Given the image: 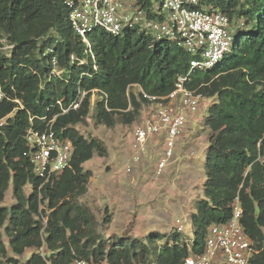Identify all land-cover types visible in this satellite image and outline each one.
<instances>
[{
  "label": "trees",
  "instance_id": "trees-1",
  "mask_svg": "<svg viewBox=\"0 0 264 264\" xmlns=\"http://www.w3.org/2000/svg\"><path fill=\"white\" fill-rule=\"evenodd\" d=\"M135 1L155 17L151 0ZM197 6L226 13L233 42L218 65L193 72L188 82L212 100L206 117L211 133L204 164L205 197L196 202L191 215L194 243L189 247L176 231L160 247L118 239L107 248L96 231L94 214L77 199L87 191L92 175L83 164L107 153L102 140L88 138L77 128L90 112V90L99 89L92 115L97 123L112 126L116 117L132 122L147 102L133 84L150 94H166L177 77L189 71L194 56L137 26L117 36L104 31L98 36L100 29L89 33L94 60L71 27L66 0H0V81L23 105L14 111L16 102L0 103V118L7 116L0 132V253L10 261L19 260L9 251L21 255L27 248L41 247L44 238L56 264H70L75 258L107 259L110 264H181L202 251L208 227L226 222L239 196L242 223L259 250L250 264H264V0H199ZM48 46L58 55L60 76H50V62L43 56ZM71 54L77 60L72 62ZM81 91L87 93L80 107L61 114L57 101L68 106ZM55 114L56 130L72 141L75 151L71 167L44 182L23 155L25 134L31 115ZM36 124L44 128L39 118ZM11 185L15 202L8 207L2 202ZM28 185L32 191L27 195ZM31 263L42 264L39 254H32Z\"/></svg>",
  "mask_w": 264,
  "mask_h": 264
},
{
  "label": "built area",
  "instance_id": "built-area-1",
  "mask_svg": "<svg viewBox=\"0 0 264 264\" xmlns=\"http://www.w3.org/2000/svg\"><path fill=\"white\" fill-rule=\"evenodd\" d=\"M159 1L156 10L153 6L150 9L155 17H150L148 11L135 0H66L71 27L85 43L86 53L94 60L96 57L89 33L100 29L117 36L126 28L137 26L157 40L173 41L194 56L190 61L189 71L179 75L174 88L166 94H150L143 90L140 84H133L143 92L147 102L141 110L142 119L133 131L131 163L126 165V169L131 171L132 165L134 167L142 162L143 156L153 147L159 155L155 164L156 175L163 172L169 164V159L174 156L177 141L192 120V116L203 105H208L210 98L188 85L190 75L195 71L208 70L218 65L231 50L233 42L231 21L223 11L211 7H198L199 0ZM6 45L5 43L4 49ZM6 51L9 52V49ZM54 52L53 46H48L43 52V56L48 57L51 65V77L60 76L63 72L58 55ZM70 59L73 62L77 60V56L71 54ZM94 67L97 68L96 63ZM90 91L96 93L99 89ZM86 93L87 91H81L78 100L68 106L63 105V100H58L61 114L67 113L70 109H78ZM5 100L18 104L14 111L23 107L21 100L12 98L0 81V103ZM57 116L58 114H55L48 118L47 115L42 117L31 115L30 126L25 134L26 148L23 155L32 163L35 175L44 182L71 167L75 151L72 141L56 130ZM36 118L43 122L44 128L36 124ZM6 123L7 116L0 118V132ZM231 209L232 215L226 222L214 223L208 227L202 251L190 254L181 264H250V260L259 250L242 223L243 208L239 196L235 197ZM44 221L46 225L47 218H44ZM183 230V224L179 223L177 231ZM186 243L191 247L190 242ZM34 253L39 254L42 264H56L44 238L42 246ZM10 256L18 258L14 254ZM31 256L15 262L0 253V264H28ZM70 264L110 263L107 259L75 258Z\"/></svg>",
  "mask_w": 264,
  "mask_h": 264
},
{
  "label": "rangeland",
  "instance_id": "rangeland-1",
  "mask_svg": "<svg viewBox=\"0 0 264 264\" xmlns=\"http://www.w3.org/2000/svg\"><path fill=\"white\" fill-rule=\"evenodd\" d=\"M152 2L156 10L160 1ZM102 33L103 30H99L98 36ZM98 99L99 95L93 92L90 112L85 121L77 124V128L88 138L102 140L107 153L105 156L96 154L83 164L85 170H91L92 175L87 182V191L77 199L94 214L96 231L107 248L118 239L160 247L172 239L179 223L184 226L180 232L181 240L193 245L195 233L191 215L196 212V202L205 197L204 164L211 133L206 117L212 100L209 99L208 105H203L192 116L177 141L174 156L169 159L163 172L156 175L155 164L159 155L153 147L143 156L142 162L134 167L132 165L131 171L126 169V165L131 163L133 131L142 119L141 114L132 122L116 117L112 126L99 124L92 117L94 103ZM31 191L29 185L25 187L27 195ZM14 202L11 185L2 205L10 207ZM106 217L110 218L108 223H104ZM3 238L9 249V239L4 229ZM36 250L27 248L23 254L17 255L18 260L28 258Z\"/></svg>",
  "mask_w": 264,
  "mask_h": 264
}]
</instances>
